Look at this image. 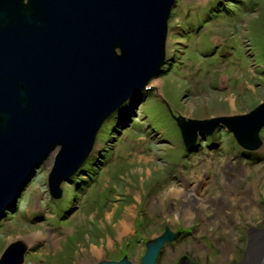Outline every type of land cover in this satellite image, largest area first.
<instances>
[{
	"label": "rangeland",
	"instance_id": "obj_1",
	"mask_svg": "<svg viewBox=\"0 0 264 264\" xmlns=\"http://www.w3.org/2000/svg\"><path fill=\"white\" fill-rule=\"evenodd\" d=\"M149 87L145 100L131 98L102 126L87 169L62 184L57 201L47 191L48 163L42 165L16 210L0 218V255L8 242L36 235L21 264L124 256L140 264L145 243L167 226L180 234L155 264H203L195 257L222 258L219 250L235 243V233L243 240L239 254L257 220L263 230L264 129L256 152L240 149L219 127L196 144L200 151L188 153L172 115L209 120L248 113L264 101V0H175L165 64ZM240 152L254 157L235 159ZM189 199L203 205L197 215ZM218 215L234 232L217 224Z\"/></svg>",
	"mask_w": 264,
	"mask_h": 264
},
{
	"label": "water",
	"instance_id": "obj_2",
	"mask_svg": "<svg viewBox=\"0 0 264 264\" xmlns=\"http://www.w3.org/2000/svg\"><path fill=\"white\" fill-rule=\"evenodd\" d=\"M174 4L0 0V217L14 210L36 168L55 148L47 189L50 197L59 199L60 184L72 179L87 160L103 123L125 102L151 89L148 84L165 61ZM5 99L13 109L5 106ZM14 108L27 110L17 113ZM176 121L186 149H194L198 132H211L223 123L239 146L254 150L261 144L264 104L248 115ZM168 231L145 243L140 264H155L162 244L177 237ZM18 250L0 256V264H21L25 250ZM97 264L129 261L124 256Z\"/></svg>",
	"mask_w": 264,
	"mask_h": 264
},
{
	"label": "bare ground",
	"instance_id": "obj_3",
	"mask_svg": "<svg viewBox=\"0 0 264 264\" xmlns=\"http://www.w3.org/2000/svg\"><path fill=\"white\" fill-rule=\"evenodd\" d=\"M174 7V6H173ZM173 7L171 8V11H172V9H173ZM239 9H240V7H238ZM171 13V12H170ZM148 95V94H147ZM5 102H6V104H5V106L6 107H9V108H11L12 107V109H13V103H7V100L5 99ZM261 104H264V101L263 102H261L260 104H258V106L259 105H261ZM258 106H256L254 109H256ZM254 109H252V110H250L248 113H252V111H254ZM14 110H19V111H16L17 113H20V112H25L27 109H23V108H18V109H15L14 108ZM15 112V113H16ZM171 113V112H170ZM248 113H244V114H241V115H248ZM241 115H235V116H241ZM223 117H226V118H231V117H234V115L233 116H223ZM9 118H11V120L10 121H13L14 120V116H11V117H9ZM172 118H173V120H175V125L177 126V128H178V131L180 132V128H179V125L177 124V121H176V119H178V118H180V119H184V120H188V121H197V122H199V121H204L205 122V120H207V119H201V120H193V119H190L189 120V118H185V117H183L182 115H177V116H174V115H172ZM22 118H20L18 121L19 122H22V120H21ZM210 119V118H209ZM212 119H215V118H212ZM174 123V122H173ZM7 124H8V122H7ZM27 125L28 126H31L30 125V123H27ZM219 126H222V127H225L224 126V124L223 123H219ZM21 129H24V128H21ZM202 130V129H201ZM210 130H208L207 132H204V131H201V132H198V136L194 139V145H195V147H194V149L192 150V148H190V149H186V150H188V153H192V152H195L196 150L197 151H200L201 149L199 148V147H197L196 146V144H198V143H204L203 141H205L206 142V139H205V137H208V136H213L214 134H215V132L217 131V129H212L211 130V132H209ZM32 132V131H31ZM229 133V132H228ZM229 134H231V133H229ZM258 134H260V132H258ZM180 136H181V134H180ZM199 137L201 138V140L199 139ZM215 137V136H214ZM258 138H259V140L261 141V144H260V146H258L257 148H255L254 150H249V149H245L244 151L245 152H249V153H252V152H256V151H258V150H260L262 147H263V140L261 139V137H260V135L258 136ZM181 141H182V143H183V139L181 138ZM25 143H27V141L25 142ZM233 145H234V143H232ZM184 145V144H183ZM235 145L232 147V149L233 150H235ZM200 149V150H199ZM95 149L93 148V150L89 153V155L86 157L87 158V160L82 164V165H80V167H79V169H78V171H77V173L74 175V178H76V176H78V175H81V173L85 170V169H87V165H88V162H89V160L93 157L92 155H93V151H94ZM57 152H58V150L55 148L54 150H51L50 151V153H49V155H48V157L43 161V163L40 165V166H38L37 168H36V172H35V176H34V178L32 179V180H30L29 181V186L31 185V183L33 182V180L35 179V177L38 175L37 173H38V171H39V169L40 168H43L44 166H42L43 164L45 165V164H47L48 163V165H46V167H48V172H47V180H48V176H49V174H50V171H51V169H52V167H53V158L57 155ZM229 155V154H228ZM235 157V159L236 158H238V159H240V160H243V161H245V160H248L249 158H252V157H254L252 154L250 155V154H246V157H248V158H246L245 157V154H244V152H240L239 154H238V156L237 155H235L234 156ZM50 160H51V162H50ZM14 162V161H13ZM77 162L78 161H75L74 162V164H73V166L74 165H76L77 164ZM87 164V165H86ZM11 165V164H10ZM12 166V165H11ZM227 170L228 171H234L233 170V168L232 167H228L227 168ZM237 175H239L238 173H236ZM243 174H245V173H243ZM240 177V176H239ZM235 178H238V176H236ZM57 178H54V180H56ZM235 181H236V179H235ZM73 181H72V179H70V180H68V181H64L63 183H61L60 184V186H59V188L61 189L60 190V192H61V196H60V198L62 197V194H63V189H62V184H71ZM231 183V182H230ZM48 184H51L50 182H47V185ZM56 184H59V180H58V182L56 183ZM230 186L231 187H233L234 189H235V187L233 186V185H231L230 184ZM13 187H16V185H14ZM231 187H229V188H231ZM227 189H228V187H226ZM1 189V188H0ZM231 190V189H230ZM47 191H48V194H49V190L47 189ZM168 195H170L169 193H168ZM187 195L188 196H190V197H192V195L191 194H188L187 193ZM22 196H23V193H22V195L19 197V199H18V201H17V203H14L12 206H15V210H16V205L18 204V202L20 201V199L22 198ZM49 197H50V195H49ZM52 200H54V201H57V200H59V199H55V198H52V197H50ZM189 203H190V207L192 206V208L195 210V214L197 215L198 214V212H201V209L203 208V207H201V206H203V205H200V202L199 201H195V200H193V199H189V201H188ZM191 203H192V205H191ZM208 203H209V201H208ZM209 204H212L213 206H215V205H217L218 203H216V201L214 202V201H212V202H210ZM14 211V210H13ZM11 209H9V210H7V211H5L4 212V216H5V213L7 214V213H11V212H13ZM231 213H232V211H231ZM223 215H225V214H223ZM232 215V214H231ZM3 216V217H4ZM2 217V218H3ZM187 218H189V217H187ZM216 218H218V220H219V222L217 223V224H219L220 226H224V228H226L227 227V230L228 229H230L229 231H232V232H234V229L235 228H233L232 226H233V224H230L229 223V221L227 220V218H225L224 216H221V215H218V217H216ZM220 218H222V219H220ZM187 220H190V219H187ZM228 222V223H227ZM211 223V222H210ZM257 223L259 224V225H257V226H260V224H261V221L260 220H257ZM209 224V223H208ZM207 223H206V225H208ZM257 226H256V224H255V228L253 229V230H251V229H247L246 230V237L247 238H249V242L248 243H246V247L243 249H241V251L239 252V254L237 253L238 252V249H239V247H240V241L242 240L241 239V236H239L237 233H235L234 234V236H232V237H230V240L229 241H234L233 240V237H234V239H235V243L233 242H228V243H226L225 241V243L222 245V249H220L219 250V252L221 253L220 254V256L222 257V258H218L217 256H216V259L215 260H212L211 262H209V263H205V261H204V258H205V256L206 257H209V254H207V253H204V254H201V255H199V257H195V258H198V260L200 261V263H203V264H234V262H236V261H239V260H241L240 261V264H264V227L262 228L263 230H261V227H258L257 228ZM186 227V226H185ZM168 229V227L167 226H165L163 229V232L165 231V229ZM169 231L168 232H170L171 230L170 229H168ZM180 230H181V232L183 233L184 231H186L185 229H183V227H181L180 228ZM188 231V230H187ZM162 231H161V234L163 233ZM172 232H174V231H172ZM231 232V233H232ZM160 234V235H161ZM176 235H177V238L179 237L178 236V234H180V232L178 231V232H176L175 233ZM225 234V235H224ZM242 234V233H241ZM244 234V233H243ZM242 234V235H243ZM223 235L224 236H228V235H226V233H223ZM35 239H36V235H29V236H27V237H25L24 238V241H21V240H14L13 242H8L5 246H4V248H3V251H2V253H1V255L0 256H3V254H7V255H16V253H19V250L18 249H23V250H25L26 252H28V246L29 245H31V244H33L34 243V241H35ZM177 239L175 238H173V240H171V242H173L174 243V241H176ZM243 241V240H242ZM248 241V240H247ZM18 244V245H17ZM166 247V246H165ZM164 247V244H162V246L160 247V249H164L165 248ZM144 248H145V246H144ZM230 248V249H229ZM211 251H213V249H211ZM218 252V253H219ZM144 253H145V251H144ZM210 254H212V252H210ZM229 255V256H228ZM211 256V255H210ZM193 257V256H192ZM203 257V258H202ZM159 258V256L157 255L156 256V259H158ZM194 257H193V259H195ZM188 259L189 258H186V259H184V260H182L181 262H183L184 263V261H188ZM208 260H209V258H207ZM5 262H7V260H4ZM207 262V261H206Z\"/></svg>",
	"mask_w": 264,
	"mask_h": 264
}]
</instances>
